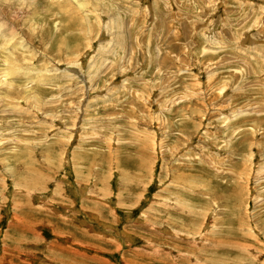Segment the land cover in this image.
<instances>
[{
  "label": "rangeland",
  "instance_id": "374dc122",
  "mask_svg": "<svg viewBox=\"0 0 264 264\" xmlns=\"http://www.w3.org/2000/svg\"><path fill=\"white\" fill-rule=\"evenodd\" d=\"M0 264H264V0H0Z\"/></svg>",
  "mask_w": 264,
  "mask_h": 264
},
{
  "label": "water",
  "instance_id": "95a60500",
  "mask_svg": "<svg viewBox=\"0 0 264 264\" xmlns=\"http://www.w3.org/2000/svg\"><path fill=\"white\" fill-rule=\"evenodd\" d=\"M86 89L88 90V86H86Z\"/></svg>",
  "mask_w": 264,
  "mask_h": 264
}]
</instances>
